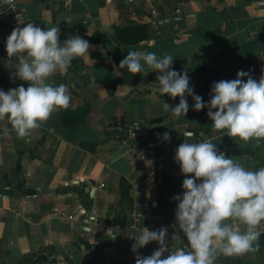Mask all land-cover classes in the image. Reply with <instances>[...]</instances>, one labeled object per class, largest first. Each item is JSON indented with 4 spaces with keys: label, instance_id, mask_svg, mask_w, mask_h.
Returning a JSON list of instances; mask_svg holds the SVG:
<instances>
[{
    "label": "crops",
    "instance_id": "crops-1",
    "mask_svg": "<svg viewBox=\"0 0 264 264\" xmlns=\"http://www.w3.org/2000/svg\"><path fill=\"white\" fill-rule=\"evenodd\" d=\"M16 4L22 14L17 26L58 27L61 43L79 35L91 46L50 80L68 86L71 104L66 110H57L24 139L7 119L0 121V264H121L134 259L130 237L143 227H165L161 203L177 207L173 197L183 194L185 177L174 161L183 132L195 134L189 142L207 139L217 148L264 147V140L244 142L213 131L208 109L193 110L190 96L187 115L171 116L163 104L175 106L179 97L159 94L158 73L147 66L134 76L119 69L130 50L169 54L176 71L187 70L190 87L205 104L215 82L234 80L241 70L259 80L264 74V0ZM10 18L5 16L0 32V90L5 92L28 87L14 77L17 61L8 62L6 40L17 27ZM135 24L148 26L147 42L123 45L114 29ZM108 77L118 80L112 96L103 87ZM85 111L80 117L85 124L66 128L63 113L77 117ZM165 132L170 140L163 138ZM227 157L253 170L250 157ZM81 209L84 215L78 213ZM169 240L173 249L186 244L184 239L172 241L171 235ZM158 247L152 242L139 254L150 256ZM231 260L235 256H221L216 264Z\"/></svg>",
    "mask_w": 264,
    "mask_h": 264
},
{
    "label": "clouds",
    "instance_id": "clouds-1",
    "mask_svg": "<svg viewBox=\"0 0 264 264\" xmlns=\"http://www.w3.org/2000/svg\"><path fill=\"white\" fill-rule=\"evenodd\" d=\"M60 35L58 27L43 29L26 23L7 37L8 62L17 61L14 77L28 87L21 84L7 92L0 90V121L7 119L20 139L71 104L68 86H57L50 80L88 53L91 45L79 35L61 43ZM172 64L169 54L158 57L154 52L130 50L119 69L126 68L134 76L147 66L158 73L159 94L173 100L179 97L175 106L163 104L175 118L187 115L190 96L195 101L193 110L208 109L213 131L244 142L264 140V74L256 80L241 70L234 80L215 82L210 101L205 104L190 87L187 70L178 72ZM182 136L184 142L176 149L174 161L185 179L183 194L173 197L178 206L171 240L184 239L186 244L173 249L169 247L167 227L156 231L143 227L130 237L134 240L131 250L136 254L135 264H216L221 256L258 251L264 223V167L248 170L211 141L189 142L195 136L189 131ZM163 138L170 140V134L163 133ZM152 242L159 245L158 249L150 256H141L140 250Z\"/></svg>",
    "mask_w": 264,
    "mask_h": 264
},
{
    "label": "trees",
    "instance_id": "trees-1",
    "mask_svg": "<svg viewBox=\"0 0 264 264\" xmlns=\"http://www.w3.org/2000/svg\"><path fill=\"white\" fill-rule=\"evenodd\" d=\"M118 40L125 46L135 45V44H145L148 40V26L146 24H135L126 27H117L114 29ZM118 84L117 79L106 78L103 87L106 89L107 93L112 96L115 90V85ZM88 112L78 114L75 117L71 112H66L61 115L65 123L66 128L72 126H78L85 124L81 115H86ZM152 144H155L154 139H152ZM157 147V145L155 146ZM226 156H248L253 161V170H258L264 167V147L261 146H233V147H222L218 148ZM176 206H173L171 202L163 201L159 208V215L162 218L163 225L167 227L168 233L172 234L174 231L173 225L176 224L175 210ZM262 235L259 239V250L254 253H248V264H264V231H261ZM247 255V254H245ZM246 260V259H245ZM121 264H135V258L124 261ZM233 264H247L246 262L238 259L237 263Z\"/></svg>",
    "mask_w": 264,
    "mask_h": 264
},
{
    "label": "built area",
    "instance_id": "built-area-1",
    "mask_svg": "<svg viewBox=\"0 0 264 264\" xmlns=\"http://www.w3.org/2000/svg\"><path fill=\"white\" fill-rule=\"evenodd\" d=\"M17 4H16V0H0V31L2 28V22L3 19L5 18L6 15H9L10 18V24L12 27H16L17 25H19L21 19H22V14L18 12L17 9ZM155 12L153 11V14ZM80 215H84L81 213V211H79Z\"/></svg>",
    "mask_w": 264,
    "mask_h": 264
},
{
    "label": "rangeland",
    "instance_id": "rangeland-1",
    "mask_svg": "<svg viewBox=\"0 0 264 264\" xmlns=\"http://www.w3.org/2000/svg\"><path fill=\"white\" fill-rule=\"evenodd\" d=\"M4 19H5V18H4ZM4 19H3V20H4ZM2 23H3V22H2ZM13 28H14V27H13ZM1 30H2V28H1ZM0 32H1V31H0ZM80 211H81L82 214L85 213V210H83V209H81ZM78 213H79V212H78ZM70 218H72V217H70ZM261 227H263V228H261ZM260 231H264V224H263V223H262L261 226H260ZM168 234H169V233H168ZM170 235H171V234H169V238H170ZM171 246H172V245H171V241L169 240V247H171ZM172 248H173V247H172ZM247 256H248V253H247V255L235 256V260H234L235 262H234L233 260H231V262H232V263H237L238 258L240 257V260H241V261L244 260V262H246V263L248 264V260H247L248 258H246ZM233 258H234V256H233ZM245 259H246V260H245ZM232 263H231V264H232Z\"/></svg>",
    "mask_w": 264,
    "mask_h": 264
}]
</instances>
